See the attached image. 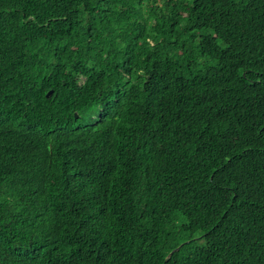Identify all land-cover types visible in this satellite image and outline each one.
<instances>
[{"label": "trees", "instance_id": "16d2710c", "mask_svg": "<svg viewBox=\"0 0 264 264\" xmlns=\"http://www.w3.org/2000/svg\"><path fill=\"white\" fill-rule=\"evenodd\" d=\"M0 264H264V0H0Z\"/></svg>", "mask_w": 264, "mask_h": 264}, {"label": "water", "instance_id": "95a60500", "mask_svg": "<svg viewBox=\"0 0 264 264\" xmlns=\"http://www.w3.org/2000/svg\"><path fill=\"white\" fill-rule=\"evenodd\" d=\"M52 94V92L50 91L49 93H48V95H51ZM179 250V248H176L175 250H173L170 254H169V256L171 255V254H173L174 252H177Z\"/></svg>", "mask_w": 264, "mask_h": 264}]
</instances>
